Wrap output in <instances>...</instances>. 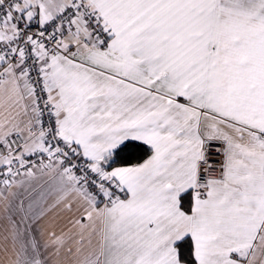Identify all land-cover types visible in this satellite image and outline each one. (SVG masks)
Instances as JSON below:
<instances>
[{"label": "snow or ice", "instance_id": "snow-or-ice-1", "mask_svg": "<svg viewBox=\"0 0 264 264\" xmlns=\"http://www.w3.org/2000/svg\"><path fill=\"white\" fill-rule=\"evenodd\" d=\"M0 264H264V0H0Z\"/></svg>", "mask_w": 264, "mask_h": 264}]
</instances>
